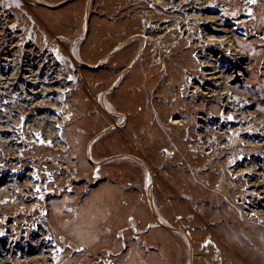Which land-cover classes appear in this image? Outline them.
<instances>
[{"label":"rangeland","instance_id":"1","mask_svg":"<svg viewBox=\"0 0 264 264\" xmlns=\"http://www.w3.org/2000/svg\"><path fill=\"white\" fill-rule=\"evenodd\" d=\"M260 181L264 0H0V264H264Z\"/></svg>","mask_w":264,"mask_h":264},{"label":"bare ground","instance_id":"2","mask_svg":"<svg viewBox=\"0 0 264 264\" xmlns=\"http://www.w3.org/2000/svg\"><path fill=\"white\" fill-rule=\"evenodd\" d=\"M159 2V1H158ZM250 2H252V0H250ZM46 4V3H45ZM252 4V3H251ZM202 10V9H201ZM249 13H250V11L248 10V9H246L245 10V12H244V15H243V17H245L244 18V20H241V21H236V20H233L232 21V23L235 25V24H237V23H241V22H247V21H249V20H251V18H250V15H249ZM195 16V15H194ZM206 18V17H205ZM210 19V18H209ZM205 20V19H204ZM212 20V19H211ZM211 22V21H210ZM219 22V21H218ZM220 22H221V20H220ZM220 22L219 23H217V24H219V26H220ZM149 27H153V25H149ZM214 27V26H213ZM154 28H156L155 26H154ZM215 28V27H214ZM215 30H217V31H221V29H219V28H216ZM134 36V35H133ZM215 36V35H214ZM209 38H211V40L212 41H216V42H218V41H220V39L218 40V38H216V39H214L212 36L211 37H209ZM223 38H225V37H223ZM259 38H261V37H259ZM206 39V38H205ZM210 40V39H209ZM208 40V41H209ZM222 41V40H221ZM210 42V41H209ZM71 54H72V56L73 57H75V50H74V48H72V51H71ZM210 74V73H209ZM213 77V76H212ZM211 78V77H210ZM209 79V78H208ZM213 79V78H212ZM68 82H71L72 80L71 79H68L67 80ZM218 87V86H217ZM227 96V95H226ZM227 106V105H226ZM231 106V105H230ZM230 108V107H229ZM236 110V109H235ZM240 112H242V111H240ZM231 114V113H230ZM240 116V115H239ZM240 118V117H239ZM247 171V170H246ZM245 171V172H246ZM257 173V172H256ZM261 173V172H260ZM261 176V175H260ZM150 178H151V176H150ZM150 178H148V186H150L151 185V179ZM262 178V177H261ZM260 180V179H259ZM263 185H262V187L264 188V181H260ZM253 185V184H252ZM260 185V184H259ZM151 187V186H150ZM261 191H262V189H261ZM263 192V191H262ZM209 244V242L207 243V244H205L206 246ZM204 245V246H205Z\"/></svg>","mask_w":264,"mask_h":264}]
</instances>
